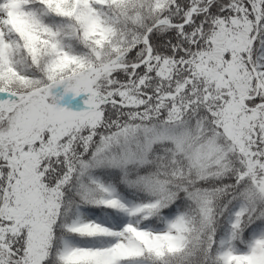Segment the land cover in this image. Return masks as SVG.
Returning <instances> with one entry per match:
<instances>
[{
  "label": "snow or ice",
  "instance_id": "snow-or-ice-1",
  "mask_svg": "<svg viewBox=\"0 0 264 264\" xmlns=\"http://www.w3.org/2000/svg\"><path fill=\"white\" fill-rule=\"evenodd\" d=\"M0 264H264V0H0Z\"/></svg>",
  "mask_w": 264,
  "mask_h": 264
}]
</instances>
